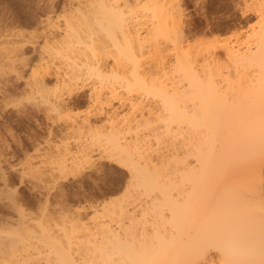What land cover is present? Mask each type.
<instances>
[{
	"label": "rangeland",
	"instance_id": "obj_1",
	"mask_svg": "<svg viewBox=\"0 0 264 264\" xmlns=\"http://www.w3.org/2000/svg\"><path fill=\"white\" fill-rule=\"evenodd\" d=\"M125 2L0 0V239H6L7 233L17 227L20 221L18 211L23 209L22 214L31 217L27 219L29 224H25L28 223L25 222L27 216L23 218L25 221L22 220L29 225L26 228L29 234L11 244L10 248L13 246L21 252L35 247L34 250H39V255L43 256L39 259L41 264H61L54 259L52 248L46 242L48 234H57L63 240L66 235L74 239L76 231H85L81 230V224L87 229L103 224L109 220L110 205L121 201L124 205V199L131 191L133 181L129 182L128 169L119 168L108 160L113 144L102 136L110 130L103 113L110 107L100 104L103 100L98 103L99 98L104 96L110 100L114 95L122 102L119 104L111 100L112 107L122 105L116 110L118 123L115 126L127 124V127L129 124V133L122 131L128 127L126 129L121 125L120 130L116 126L121 131L118 142L123 144L138 139L142 156L150 157L156 165L160 161L172 160V163L176 161L179 164L193 159L188 154V146L192 143L189 144L190 140L186 137V123L181 127L171 125L163 138L165 141H158V133L168 122L164 103L155 93L162 73L165 82L160 81L168 89L179 88L176 96L179 107L192 111L196 110L192 106L199 103L196 102L198 94L195 88H189L186 78L173 69L176 55L185 56L200 74L203 73L201 70H205L203 66L213 65L210 63L212 58H217L223 78L216 74L213 81L217 92H222L216 96H222L225 110L264 113V83L251 86V82L264 79V0H153L154 5L151 6L159 10L166 21L167 27L162 35L153 31L152 14L143 8L145 0ZM120 23L133 26L142 42L141 51L134 48L133 53L130 52L133 39L119 29ZM51 27L55 28L52 30ZM42 33L49 34L48 41L42 39ZM20 37L26 42L38 40V51L34 53L25 45L21 47L24 41ZM15 44L19 48L16 49ZM158 51L161 60L157 57ZM243 52L253 55L242 62L235 61L232 55ZM27 55L30 57L27 58ZM22 59L24 62H21ZM205 61L209 63L204 65ZM115 66H118L119 75L116 79L109 71V67ZM62 72L73 73L76 77L66 86H56L54 75ZM149 72L155 74L154 77L149 75L152 80ZM44 74H49L47 87L50 89L40 93L31 90L30 85ZM142 74L146 75L144 81L141 80ZM54 93L70 100L71 106L77 101L79 104L71 107L72 111L48 112L46 99ZM92 93L99 96L97 101ZM75 118V122L79 123L89 121L92 125L90 131L84 128L79 132H67L73 122L70 119ZM145 120L150 122L149 126L144 124ZM94 127L99 130L104 128L102 132L97 130L102 136L93 131ZM175 129H186L185 133L182 131L184 135L177 130L185 138L177 131L174 133ZM64 138L65 141L69 138L68 144L72 149L84 143L94 150L90 159L83 162L73 176L58 173L53 167L52 155L49 156L51 151L54 156L55 146ZM174 138L177 140L175 145ZM180 140L183 144L189 141L182 145L181 142L178 144ZM49 148H52L51 151ZM263 153L264 150L256 157L261 162L256 166L246 162L243 175L246 180L251 179L247 183L256 186V192L260 191L258 196L261 198L256 195L257 199L264 201ZM144 200L147 202L146 198ZM146 202L144 205L149 203ZM209 255L217 263L216 252L210 251Z\"/></svg>",
	"mask_w": 264,
	"mask_h": 264
},
{
	"label": "bare ground",
	"instance_id": "obj_2",
	"mask_svg": "<svg viewBox=\"0 0 264 264\" xmlns=\"http://www.w3.org/2000/svg\"><path fill=\"white\" fill-rule=\"evenodd\" d=\"M125 1L127 2V0ZM152 2L153 0H145L143 8L152 14V28L155 34L162 35L164 28L167 27L166 21L159 10L151 6L154 5ZM80 17L78 18L80 19ZM118 27L129 38L133 39L134 45L130 46V52L133 53L134 48L141 51L142 42L137 37L133 26L131 27L128 23H120ZM54 28L51 27L50 29L53 30ZM42 36V39L48 41L49 34L44 35L42 33ZM33 39L35 38L33 37ZM23 41L21 47L25 45L31 48L34 53L38 51V40ZM12 42L14 43L15 40ZM17 47L18 45L16 49ZM250 53H234L232 56L235 61L242 62L250 59L253 55ZM157 57L159 60L162 59L159 51ZM182 58L186 62L188 61L185 56L176 55L173 69L181 73L183 78H186L189 88H195L198 94L196 96L198 99L195 98V100L197 99L196 102L199 103L192 106V108L196 107V110L193 109L192 111L179 107L176 103L179 88L176 89L173 86L175 88L172 90H170L171 88L168 89L166 84H163L165 82L164 73L161 75L164 78L157 77L158 85H156L155 93L161 97L168 119V122L164 126L162 125L164 128L158 133V141H165L163 138L168 134L171 125L181 127L183 123H186L188 125L186 137L190 140L189 144L192 143L191 146H188V149L190 147L188 154L193 159L191 162L179 164L176 161L172 163V160L171 162H161L158 159L160 163L156 165L150 157L142 156L137 143L138 139L135 138L132 142L123 144L118 142L119 134H121L120 126L123 124L116 125L120 130L116 128L115 124L118 122L115 119V113L122 105L112 107L111 102L116 101L119 104L122 102L114 95H111L110 100L107 99L109 97L104 98L103 96L102 98L100 96L101 99L99 98L97 101L99 96L92 93L91 96L93 97L94 94V100L98 103L103 100L104 102L100 104L110 107L109 111L103 112L107 119V127L110 130L107 128L109 131L104 132L105 134L102 136L99 131H103V127L100 130L95 127L92 129L97 134L99 132L100 136H105L104 138L113 144V151L109 154L108 160L119 168L128 169L130 172L129 182L133 181L130 182L132 188L129 192L128 184L126 190L129 193L124 199L126 200V203L123 202L124 205L121 204L122 201L110 205L109 220L103 224L94 225L93 228L88 229L84 228L85 226L82 227L81 224V230L85 229V231H76L74 239H70L65 234L64 229L63 234L66 235L64 240L56 236L57 234H48L45 237L46 242L52 248L51 253L54 259L61 264H205L206 262L209 264H264V201L259 199L261 198L258 196L261 195L259 194L260 191L257 189L258 193L254 190L256 186L253 187L251 183V185L247 183V180L250 181L251 179L246 180V176L243 175L246 162L254 163L255 166L261 163L256 157L264 150V113L260 111L259 113L249 111V113L246 110L240 113L227 112L225 110L226 104L223 107L222 96H218L222 92H217L213 81L216 74L220 77L223 74L218 67V65L220 66L219 60L217 61V58L215 60L212 58L213 61L210 59L212 61L210 63L213 65L208 66L216 65L211 69L205 65L209 61H205L203 63L205 70H201L203 72L201 77V74L197 72L198 69L196 71V67H191V63L189 61L190 64L184 62ZM21 62H24L23 59ZM117 67H109L111 77L114 79L119 77ZM219 72L222 74L220 75ZM151 74L149 72L148 76ZM44 75L36 78L37 80L30 85L31 90L40 93L50 89L47 87L49 74ZM154 75L151 76L154 77ZM214 75L215 77H213ZM75 77L76 75L73 73L54 75L56 86H66L71 81L73 82ZM144 78L146 80V75L142 74L141 80L144 81ZM151 78L150 80H152ZM49 79L51 80V78ZM251 83V86L264 83V79L259 78ZM217 93H219L218 98ZM194 94H196L195 91ZM91 96L88 95V97ZM68 99L70 98L68 97ZM96 101L94 102L96 103ZM70 102L61 94L54 93L46 99L47 111L56 112L58 110V113L64 109L72 111L71 107L76 106L78 101L76 104H72L73 106ZM129 105L132 106L131 103ZM223 109L226 112H223ZM70 120L73 122L70 121L72 124L68 126L70 131L67 132L72 133L73 130L79 132L84 128L90 131L92 125L90 126L89 121L82 119L83 122L81 120L82 123H79L80 121L75 122L76 118ZM144 124L149 126L150 122L145 120ZM127 127L125 126L126 129ZM179 129H175L173 132L175 133ZM186 129L179 131L185 133ZM122 131L129 133L130 130L128 127L127 132L123 129ZM183 132L182 135H184ZM180 133L179 135H181ZM172 136L170 137L172 138ZM182 138L185 137L182 136ZM174 139L176 140V138ZM68 140L65 141L64 138L65 142L62 141L58 146H55L54 156L51 151L52 148H49L51 151L49 156L52 155L53 158H50L54 159L53 163L55 162L53 167L63 176L76 174L81 164L89 160L94 151L92 147L84 143L77 144L72 149ZM173 142L175 145L177 140H173ZM186 142L183 144L180 140L178 144L185 145ZM164 143L166 144V142ZM169 163L172 164L169 165ZM50 170L52 172L54 168ZM51 174L53 175V173ZM133 183L134 185H132ZM144 198L147 199L148 204ZM141 200H144L147 205H144V202L141 204ZM21 211H18L20 221L17 223V227L15 226V229L12 228L7 233L6 239H0V264H41L39 259L43 256L39 255L41 253L39 250H34L35 247H31L30 250L27 248L21 252L16 251L13 246L12 249L10 248L11 244L14 245L29 234V231L26 230L29 225L25 224H29L27 219L31 217L25 213L27 216L25 221L23 219L25 215ZM79 220L76 221L81 222ZM22 222L25 223V227ZM210 251L216 252L217 263L209 257ZM45 258L49 259L48 257Z\"/></svg>",
	"mask_w": 264,
	"mask_h": 264
}]
</instances>
